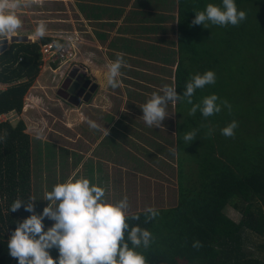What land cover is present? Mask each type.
<instances>
[{"label": "trees", "instance_id": "obj_1", "mask_svg": "<svg viewBox=\"0 0 264 264\" xmlns=\"http://www.w3.org/2000/svg\"><path fill=\"white\" fill-rule=\"evenodd\" d=\"M245 1L235 0L236 6ZM177 4V59L173 62L177 93L182 94L192 74L211 69L215 83L196 89L193 103L215 93L231 104V111L222 107L220 112L203 117L199 110L189 115L191 105L185 101L174 104L178 118L177 204L157 208L159 216L147 222L143 211L134 212L141 213L140 219L127 222L153 234L148 248L137 249L148 264H264V258L249 255L245 235L264 236V93L250 95L248 89L243 97L234 98L225 89L228 83L223 77L228 75L225 68L233 64L243 76L242 62H250L252 55L264 71V20L226 26L212 42L202 34L203 25L191 23L194 11L204 9V0H177ZM53 40L43 36L36 41L13 42L0 52V85L6 86L0 90V117L23 112L25 97L43 66L42 46ZM217 44L219 58L214 53ZM253 49L258 50L256 54L250 52ZM256 74L260 79L261 71ZM232 120L237 121V127L234 135L226 137L220 129ZM192 129L196 130L195 139L186 144L183 135ZM4 130L7 136L0 142V264H17L8 253L7 239L17 223L31 213L23 205L16 211L9 208L15 199L25 203L33 199L31 138L23 120L13 125L0 119V132ZM227 206L241 214L239 222L225 214ZM194 240L201 246L192 247Z\"/></svg>", "mask_w": 264, "mask_h": 264}, {"label": "rangeland", "instance_id": "obj_2", "mask_svg": "<svg viewBox=\"0 0 264 264\" xmlns=\"http://www.w3.org/2000/svg\"><path fill=\"white\" fill-rule=\"evenodd\" d=\"M204 2V5L219 4L220 0H204ZM237 8L245 11L244 21L248 23L264 20V0H246ZM16 13L22 21L21 27L15 33L9 34L7 38L0 36V52L10 46L15 37H28L30 41L38 40L40 37L34 35V30L36 25L43 21L47 28L44 36L54 39V44L56 40H62L61 44L72 46L76 54L72 61L54 63L48 60L42 46L43 66L25 97L23 112L19 115L12 112L0 117L1 120L9 121L13 125L23 120L26 124L25 132L31 138L33 210L39 214L48 204V201L43 199L44 193L50 191L53 185L66 181L74 173L75 178H87L90 183L105 187L107 202L115 203L126 195L129 202V214L143 211L146 206L174 207L178 201L176 134L171 132L178 121L175 105L169 103L166 106L165 119L161 122V127L145 124L141 118V106L151 98L152 93L145 94L146 88L152 89L156 85L154 89L160 93L162 87L168 85L169 76L161 68L169 69V67L161 64L164 60L160 56L166 54L167 59L171 56V61L177 59L176 34L157 37L162 42L155 45L161 48L162 54L155 55V58L151 50L143 47L144 40L147 39H136L137 43L139 42L136 48L141 50L140 76L133 82L120 76L119 87L115 89L107 87L106 91L101 93L103 101L93 99L91 103L89 102L93 104L94 101V104L101 105L105 109L99 114L96 112L99 109H94L96 111L90 116L91 107L88 102L81 101L80 105H74L58 94L65 80L70 78L73 72L83 73L90 79L85 72V66L89 64L87 53L91 48L98 51V48L92 46L96 39L82 31L84 22L76 18L79 14L72 8H68L67 3L64 5L62 0H24V5L17 9ZM226 26L230 25L209 24L207 28L203 26L202 34L213 42L219 38ZM116 40V37L107 38L110 44H116ZM107 41L102 44L106 49ZM118 45L121 47L124 42H119ZM111 47L109 48L112 49ZM109 48L107 56L109 61H112V56L117 55L111 53ZM257 51L253 49L250 52L256 54ZM214 53L219 58L218 44ZM98 56L101 55L98 53ZM252 58H254L253 55L250 56V62L248 60V63L242 62L245 65L243 76L242 72L236 69L235 64L225 68L229 75V77L223 76L228 83L225 89L234 98L243 97L248 89L250 95L264 93V85H262L264 71L262 72V68H259L256 60ZM145 64L152 68L148 74H143L145 72L143 70H146L143 67ZM257 71L262 73L260 79L256 74ZM262 77L263 80H261ZM171 84H173L172 81ZM5 87L0 85V90ZM89 120L109 128L106 139L95 149V140L106 133L104 130L98 133L92 132L94 129H90ZM118 124L126 125L127 130L116 129L114 126ZM171 140L173 142L170 144ZM156 142H159L160 146L156 145ZM100 153H102V159L97 157ZM159 154L162 160L158 158ZM90 155L97 159H93ZM224 212L236 222L241 219V214L230 206H227ZM43 223L46 230L53 221L45 218ZM245 235L247 245L250 247L249 255L264 258V236L251 232H246ZM48 251L54 259L58 255L56 248Z\"/></svg>", "mask_w": 264, "mask_h": 264}, {"label": "clouds", "instance_id": "obj_3", "mask_svg": "<svg viewBox=\"0 0 264 264\" xmlns=\"http://www.w3.org/2000/svg\"><path fill=\"white\" fill-rule=\"evenodd\" d=\"M24 5V0H0V36L7 38L15 33L22 24L16 10ZM192 24L208 27L209 24L225 26L242 22L246 13L238 9L235 0H220L219 4L207 3L203 10L194 11ZM46 25L39 22L34 30L36 37H43ZM59 49L63 47L55 42ZM123 54L109 61L103 73L105 87L115 89L120 86L121 67L126 65ZM216 75L211 69L195 73L186 82L182 94H178L175 85H164L160 93L153 92L151 98L142 106V120L148 126L161 127L165 119V108L169 103L185 101L191 105L189 115L199 110L203 117L212 116L222 107L231 111V104L217 94L211 93L193 103L192 96L196 89L215 83ZM93 129L99 126L89 120ZM237 121L232 120L220 129L222 135H234ZM105 128V127H104ZM106 134H107V129ZM211 132V129H209ZM7 136V131L0 132V142ZM196 130L183 135L186 144L195 139ZM105 187L90 183L87 178L69 177L66 181L52 186L44 193L48 204L37 214L33 208L34 199L25 203L15 199L9 210L16 211L23 205L31 213L17 223L7 239V250L17 264H148L144 254L137 249L148 248L154 240L153 234L139 224L130 225L127 221L139 220L141 213L129 214L128 197L125 195L115 203L105 200ZM145 222L155 219L160 212L154 206H146L142 212ZM52 220L45 230L44 219ZM131 245V246H130ZM200 241L194 240L192 247H200ZM56 248L55 259L49 249Z\"/></svg>", "mask_w": 264, "mask_h": 264}, {"label": "crops", "instance_id": "obj_4", "mask_svg": "<svg viewBox=\"0 0 264 264\" xmlns=\"http://www.w3.org/2000/svg\"><path fill=\"white\" fill-rule=\"evenodd\" d=\"M62 0V3L66 5L68 8H72V10L79 14L77 19L84 22V29L82 31L85 32L86 35L88 33L90 36H93L96 39L95 46L98 48V53L101 55L98 56V53L91 48L87 53L89 64L85 66V72L90 76L92 83L97 85V91L93 96V99H101L103 101V96L101 93L106 91L105 82L103 79V73L106 71V65L109 62V58L107 56V49L111 47V53L114 54H123V59L127 61L126 65L121 67V76L127 78L129 82H133L134 79L140 76L139 71L142 68L140 59H141V50H137L136 39L146 38L144 40L143 47L144 49L151 50L155 55H161V48L157 47L155 43L162 42L161 39H157V37H165L171 36L172 33H175L177 27V16H178V4L177 0ZM75 15V14H74ZM78 19V20H79ZM79 20V21H80ZM109 37H116V44H113L107 41ZM177 37V34H176ZM108 42L107 49L103 47L102 44ZM124 42L123 46H119V42ZM146 43V44H145ZM138 44V45H137ZM111 45V46H110ZM152 45V46H151ZM104 49V50H103ZM97 56H96V53ZM160 52V53H159ZM172 52L170 51V54ZM173 56V54H172ZM112 56V60H114ZM164 61H162V65L169 67V69H163V72L166 73L169 78L167 83L168 85H172L171 81L174 82V71L176 69V65H174V61H171L169 58L165 56H160ZM153 60V59H152ZM151 62V60H147ZM159 61V60H157ZM143 74H148L152 70L146 64L143 66ZM170 70V71H169ZM127 74V75H126ZM119 78V77H118ZM152 87V86H150ZM147 89L144 91L145 94L157 92L154 88ZM135 96V95H134ZM137 98L138 95H136ZM92 99V100H93ZM92 102V101H91ZM90 102V103H91ZM88 104L91 108L89 110L90 116L92 113L99 109V112L105 111L102 106H98L96 104ZM99 126V125H98ZM116 129H126V125L118 124V126H114ZM92 130L93 128L90 127ZM105 129H109L104 126H99L98 128L92 130V132H100L105 131ZM176 129V125L174 130L171 132L174 133ZM108 131V130H107ZM176 133V132H175ZM106 135H103L101 138H97L96 145L94 149L102 144L103 140L106 139ZM173 140L169 143L171 144ZM156 145L160 146L159 142H156ZM94 151V150H93ZM93 151L91 153H93ZM90 157H93L90 155ZM99 159H102V153L97 156ZM158 158L162 160V156L159 154ZM93 159H97L95 156Z\"/></svg>", "mask_w": 264, "mask_h": 264}, {"label": "flooded vegetation", "instance_id": "obj_5", "mask_svg": "<svg viewBox=\"0 0 264 264\" xmlns=\"http://www.w3.org/2000/svg\"><path fill=\"white\" fill-rule=\"evenodd\" d=\"M72 74H75L74 79H71V78L66 79V83H65L66 89L64 91L62 90L60 94H61L62 98H63V96L66 97V100L70 101L74 105H76V104L80 105V102L81 101L84 102V98L88 97L87 94H88V91L90 89L92 82H91V84L88 85V87H86V89L82 90V87L90 79L86 78L83 73L73 72ZM95 93L92 95V99H93V96L95 95ZM91 100L89 102H91Z\"/></svg>", "mask_w": 264, "mask_h": 264}, {"label": "built area", "instance_id": "obj_6", "mask_svg": "<svg viewBox=\"0 0 264 264\" xmlns=\"http://www.w3.org/2000/svg\"><path fill=\"white\" fill-rule=\"evenodd\" d=\"M43 49L47 54L48 60H51L54 63L56 61H59L60 63L72 61L76 55L74 48L68 44H64L63 47L58 49L55 44L51 42L44 45Z\"/></svg>", "mask_w": 264, "mask_h": 264}, {"label": "water", "instance_id": "obj_7", "mask_svg": "<svg viewBox=\"0 0 264 264\" xmlns=\"http://www.w3.org/2000/svg\"><path fill=\"white\" fill-rule=\"evenodd\" d=\"M13 40H14L13 42H20V41H27V40H29V38H28V37H27V38H17V37H15ZM31 40H32V39H31ZM13 42H12V43H13ZM5 48H6V47H5ZM5 48H4V49H5ZM2 51H3V50H2ZM2 51H1V52H2ZM74 76H75V74H72V73L70 74V78H73ZM65 83H66V80H65L63 86L61 87V89L59 90V93H58V94H59L60 96H61V94H60L61 91H62V90L64 91V90L66 89V88H65V87H66V86H65V85H66ZM89 84H91V80H89V81H88V82L82 87V90L86 89V87H88ZM96 90H97V85L94 84V83H92L91 86H90V89H89V91H88V94H87L88 97H85V98H84V102H89V101L91 100V98H92V95L96 92ZM61 97H62V96H61ZM63 98L66 99V97H64V96H63Z\"/></svg>", "mask_w": 264, "mask_h": 264}, {"label": "bare ground", "instance_id": "obj_8", "mask_svg": "<svg viewBox=\"0 0 264 264\" xmlns=\"http://www.w3.org/2000/svg\"><path fill=\"white\" fill-rule=\"evenodd\" d=\"M6 241V240H5Z\"/></svg>", "mask_w": 264, "mask_h": 264}]
</instances>
